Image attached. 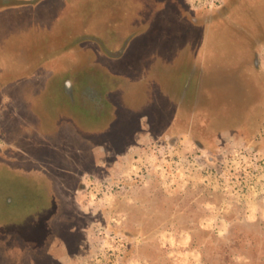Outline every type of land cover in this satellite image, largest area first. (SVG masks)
Returning a JSON list of instances; mask_svg holds the SVG:
<instances>
[{
	"label": "rangeland",
	"instance_id": "rangeland-1",
	"mask_svg": "<svg viewBox=\"0 0 264 264\" xmlns=\"http://www.w3.org/2000/svg\"><path fill=\"white\" fill-rule=\"evenodd\" d=\"M125 1L122 15L0 11V263L11 230L39 229L43 246L10 264H264V42L257 62L245 43L261 8L230 0L211 24L228 0ZM240 49L256 80L245 118L175 101L197 84L182 71ZM207 82L206 98L241 89Z\"/></svg>",
	"mask_w": 264,
	"mask_h": 264
},
{
	"label": "trees",
	"instance_id": "trees-1",
	"mask_svg": "<svg viewBox=\"0 0 264 264\" xmlns=\"http://www.w3.org/2000/svg\"><path fill=\"white\" fill-rule=\"evenodd\" d=\"M34 1H40V0H0V9L5 8V7H10V6H18V4H23L26 2L29 3H33ZM66 2H69L70 4V10L71 12L74 13H78V16L82 14L84 15V11L85 9H89L91 6L90 4H92L95 9L98 10H102V9H111L116 13L119 14H124L125 10L128 9V1L125 0H66ZM231 1L228 0V2H226L220 9L219 11H215V13L212 14V16H210L209 22L215 23V22H225V19L223 18L225 14H228V8L230 5H232L233 3H230ZM239 5V4H237ZM256 6H258L259 8V16L256 17H252L253 20H249V22H247V25L249 23V26L247 27V29H250L249 27H251V25H253L254 28V33L255 34H246L247 37V41L245 43L248 44V48L250 49V53L249 55L252 56V61H256V56H257V50H256V43L258 42H264V40H260V38L257 37V35L259 34L258 32H260V34H263L262 37H264V20L262 19L264 17V2L258 3V0H256L255 3ZM74 7H77L76 9ZM74 10V11H73ZM218 12H222V14H218ZM251 24V25H250ZM246 28V24H243ZM233 25L231 24H227V27H231ZM244 28V27H243ZM243 28H233V30L236 32L243 30ZM257 28V29H256ZM240 29V30H239ZM257 33H256V31ZM245 47V44H244ZM239 50V49H238ZM241 51L244 53L245 50H241L240 51H233V52H226V50H222L221 53L218 54H214L211 55L207 59L208 60V64H203L202 67H198V69H193V68H188L185 69L184 71H182L181 75L183 76V78L185 79L184 83L189 84L192 83V81H195L196 87H194V94L189 96L188 93H181L182 91H180V94L183 95V98L180 96H176L175 101L177 103H179L182 107H186L187 109H195L196 111H198L200 114L204 115L207 113L209 108H213L214 106L216 107H222L225 105L226 108V112L224 111L221 114L220 118L216 119V122L219 121V123H225L226 122V117L228 119H243L245 118V113L244 110H246L247 105L249 104V102L251 101L252 98H255V79L252 78V76L250 75V73L247 72V74H245V72L242 74L241 70L245 69L246 70V66L248 67V64L250 63H246L248 61H244L241 59L242 55H241ZM248 55V56H249ZM247 56V57H248ZM213 59V60H212ZM210 60V61H209ZM202 61V59H201ZM255 62V63H256ZM204 63V62H203ZM253 65H251L252 69L255 71V69H257V65L252 63ZM245 66V68H244ZM257 74V73H256ZM260 77V76H259ZM262 77V76H261ZM260 77V78H261ZM212 79V80H216V83H219L221 81V83H219L217 86H220L222 83L225 84V82L229 81L232 83V87L237 85L239 86L241 89L239 91L238 95H233L231 97H226V96H221L220 98H206L205 96H203L201 93L203 92V87L209 86L208 84V80ZM65 86L67 87V85L65 84ZM187 86V85H186ZM199 88V90H198ZM197 90V92H196ZM178 91V92H179ZM196 92V93H195ZM188 95V96H187ZM203 96V97H202ZM251 98L250 100H246V99ZM174 100V99H173ZM198 145H200V143L194 139ZM33 225V224H31ZM16 230H18L16 228ZM50 230V228H49ZM20 231V230H18ZM15 232V233H13ZM23 232H19L16 233V231H10L8 233L9 237L12 238L10 239V241H6L4 240L6 243L5 245H8L11 248H6L8 246H4V252L6 254L9 255V257H7V259L4 258V263H0V264H10L13 262L17 261V258L15 260H12L14 258V256L19 257L18 261L19 263L21 262V253L20 250L22 249V247L27 244L30 245V247L32 248H41V246H43L44 244V239H39V233H41L39 231V229L37 231H35V236L30 237L31 234L29 233L30 236L24 235L22 234ZM19 234V235H17ZM23 240L21 238L22 235ZM28 234V232H27ZM3 241V242H4ZM40 242V243H39ZM38 244H40V246H38ZM25 247V246H24ZM58 249V248H56ZM5 255V254H4ZM9 259V260H8ZM49 264H54L53 261H49Z\"/></svg>",
	"mask_w": 264,
	"mask_h": 264
},
{
	"label": "crops",
	"instance_id": "crops-1",
	"mask_svg": "<svg viewBox=\"0 0 264 264\" xmlns=\"http://www.w3.org/2000/svg\"><path fill=\"white\" fill-rule=\"evenodd\" d=\"M33 5H36V3L33 4ZM11 7L16 8L17 6H11ZM4 9H6V7L0 9V11H2V10H4ZM58 9H59V8H58ZM60 9H61V8H60ZM56 12H57V11H54L53 14H52V16L54 17V18H53L54 21H55V20L58 21V20L62 19V18H60V16L63 14L64 11H62V9H61V15H59L58 17L56 16ZM1 14H2V12L0 13V15H1ZM16 20L24 21L23 24H24V25H28V23H26V20H25V19H22V20H21L20 18H18V19H16ZM4 21H6V20H5V19H0V24H1L2 22H4ZM56 21L54 22V24H57ZM58 22H59V21H58ZM7 23H8V22H7ZM59 23H60V22H59ZM54 24H53V25H54ZM12 25H14V23H13ZM23 34H26V33H23ZM70 35H71V34L64 35V36H66V37H64V38H67V39H68V38H71L72 35H71V36H70ZM45 38H46V37H45ZM47 39H49V38L47 37ZM60 39H61V38H60ZM56 42H62V41H60V40L58 39V40L55 41L54 43H56ZM64 45H65V44H64ZM49 46H50V45H49ZM30 47H31V45H30ZM30 47H29V49H31ZM66 47H68V45H66ZM33 49H34V48H33ZM65 49H67V48H65ZM65 51H66V50H64V51L62 52V50H61L60 52H59V51H58V52L61 53V54H63ZM58 52H56V53H54V54H58ZM44 53H46V52L44 51ZM260 69H261V68H258V70L261 72L262 69H261V70H260Z\"/></svg>",
	"mask_w": 264,
	"mask_h": 264
},
{
	"label": "flooded vegetation",
	"instance_id": "flooded-vegetation-1",
	"mask_svg": "<svg viewBox=\"0 0 264 264\" xmlns=\"http://www.w3.org/2000/svg\"><path fill=\"white\" fill-rule=\"evenodd\" d=\"M48 176V174H46ZM49 178V181H52V186L53 188L55 189V186H54V179L52 177H48Z\"/></svg>",
	"mask_w": 264,
	"mask_h": 264
}]
</instances>
